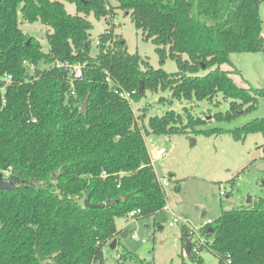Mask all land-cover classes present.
<instances>
[{
    "label": "trees",
    "instance_id": "1",
    "mask_svg": "<svg viewBox=\"0 0 264 264\" xmlns=\"http://www.w3.org/2000/svg\"><path fill=\"white\" fill-rule=\"evenodd\" d=\"M114 2L0 0V172L10 170L25 182L20 189L0 191V264H104L105 246L120 234L116 218L128 219L129 212L139 210L133 218L138 220L166 207L145 136L189 130L228 133L241 141L259 133L264 153V118L233 130H197L204 123L188 113L169 110L147 117V105L137 115L131 107L148 93L167 91L169 105L221 94L229 109L214 115L220 122L254 110L264 89L239 87L230 76L238 72L220 67L230 65V53L264 54V0ZM64 3L73 4L76 13L69 14ZM116 11L129 15L160 62L173 59L177 71L155 69L137 52L129 53L112 21L90 55L88 16L107 18ZM20 20L47 29L46 50L21 30ZM57 64H84L81 78L71 81L69 68ZM120 90L133 92L132 101L119 98ZM88 195L92 204L120 202L86 208ZM188 232L182 226V243ZM203 248L218 264H264V199L222 211L205 224L189 258Z\"/></svg>",
    "mask_w": 264,
    "mask_h": 264
},
{
    "label": "rangeland",
    "instance_id": "2",
    "mask_svg": "<svg viewBox=\"0 0 264 264\" xmlns=\"http://www.w3.org/2000/svg\"><path fill=\"white\" fill-rule=\"evenodd\" d=\"M108 1L109 5L116 6L114 0ZM64 4L69 14L76 13L73 4ZM260 17L264 20L262 5ZM87 19L92 24L90 55L95 54L97 38L112 21L114 33L122 35L129 53L137 52L155 69L162 67L168 73L177 71L173 59L167 57L163 63L160 62L155 46L150 40L143 39L141 31L134 27L125 12L116 11L114 15L100 19L90 15ZM20 28L27 35L36 38L38 32L43 33L44 37L39 41L43 50L47 49L45 27L39 23L28 24L20 20ZM262 28L264 34V21ZM229 61L230 65L223 64L220 68L238 72L230 73L237 86L264 89L263 53H230ZM149 94L139 102L131 103L135 115L146 105L147 117L161 116L169 110L185 116L188 113L192 119L204 123L197 130H233L255 119L264 118V98L258 99L254 110L239 111L238 116L230 121L220 122L214 119V115L225 113L229 109V101H225L221 94H217L212 100L174 101L171 105L167 100L169 92ZM161 99L164 100L162 103ZM184 121L187 123L188 119ZM145 142L157 178L161 183L165 179L169 183L168 186H163L166 207L154 215L138 220L116 218V226L123 231L127 230L128 235L118 240L115 250L105 246L104 264H199L195 259L200 258L202 264H218V259L206 248L193 252L195 259L185 256L183 249L187 240H190L192 249L197 241V232L208 221L217 219L222 211L246 207L264 199L261 134H249L245 139L236 141L228 133L206 136L188 130L177 135L150 134L145 136ZM159 149L166 153L160 158L152 159V151ZM174 181L178 184V191L174 189ZM174 217H179V221L170 226ZM182 226L187 228L190 236L185 243L181 241ZM134 234L137 239L131 237ZM142 239L146 240L145 243L141 242ZM117 256L121 258L118 259Z\"/></svg>",
    "mask_w": 264,
    "mask_h": 264
},
{
    "label": "water",
    "instance_id": "3",
    "mask_svg": "<svg viewBox=\"0 0 264 264\" xmlns=\"http://www.w3.org/2000/svg\"><path fill=\"white\" fill-rule=\"evenodd\" d=\"M43 37H44V34L41 32H38L37 38L42 39ZM142 89H143V82L141 81L140 85H139V91H142ZM88 98H89V95H87L85 97V99L82 103V106L80 108L83 113H86ZM32 184H34V183H32ZM263 185H264V182H263ZM23 186H25V182L21 181L17 176H12L10 179L6 180V179H3L1 174H0V191H14V190L20 189ZM89 197H90V195H88L83 200V206L86 208H91V209L104 208L105 206H113V205L118 204L120 202V200H114V201L108 200L105 203L92 204L89 201ZM127 235H128V231L124 230L121 234L118 235V238L112 239V241L108 244L109 249L115 250L117 243H118V239H124V238H126ZM190 245H191L190 240H187L185 243V247L183 249V251L185 252V256H187V257H190Z\"/></svg>",
    "mask_w": 264,
    "mask_h": 264
},
{
    "label": "built area",
    "instance_id": "4",
    "mask_svg": "<svg viewBox=\"0 0 264 264\" xmlns=\"http://www.w3.org/2000/svg\"><path fill=\"white\" fill-rule=\"evenodd\" d=\"M109 25H110V23L108 24V26ZM95 45H98V41L95 42ZM83 65L84 64H82V65L81 64H76V65L57 64L58 67H67V68H69L71 81L81 78V76H82L81 70H82ZM105 80H106L107 83H110V79L108 77ZM10 82H11V77H9V76L5 77V84H9ZM71 87H72V85H71ZM2 92H3V89H2ZM70 93L72 95H74V92L72 90H71ZM116 93H117L119 98H121L123 100H126V101H129V102L132 101L133 92L120 90V91H117ZM153 152L155 153L154 158H160L166 153L163 149L153 150ZM0 174H1L2 178L6 179V180H8V179H10L12 177L11 174H10V170L1 171ZM160 184H161L162 188H163V186H168L169 185V183L166 181V179L163 180V183L160 182ZM139 213H140L139 210H133V211L128 213V217L133 219ZM178 221H179V217H174L172 219V222L169 225L170 226H174V224L177 223ZM210 223H211V221H208L205 224H210ZM131 237L134 238V239L138 238L137 235H135V234L132 235ZM145 241H146L145 239L141 240L142 243H145Z\"/></svg>",
    "mask_w": 264,
    "mask_h": 264
},
{
    "label": "crops",
    "instance_id": "5",
    "mask_svg": "<svg viewBox=\"0 0 264 264\" xmlns=\"http://www.w3.org/2000/svg\"><path fill=\"white\" fill-rule=\"evenodd\" d=\"M146 146H147V144H146ZM148 151H149V149H148ZM149 153H150V151H149ZM152 159H154V155H155V153L152 151ZM116 228H117V230L118 231H120V234L123 232V230L122 229H119L117 226H116ZM119 240V239H118Z\"/></svg>",
    "mask_w": 264,
    "mask_h": 264
}]
</instances>
